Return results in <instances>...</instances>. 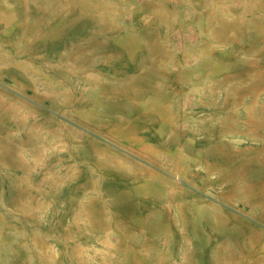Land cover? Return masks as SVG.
<instances>
[{
	"label": "rangeland",
	"instance_id": "374dc122",
	"mask_svg": "<svg viewBox=\"0 0 264 264\" xmlns=\"http://www.w3.org/2000/svg\"><path fill=\"white\" fill-rule=\"evenodd\" d=\"M0 75V264H264V0H0Z\"/></svg>",
	"mask_w": 264,
	"mask_h": 264
},
{
	"label": "crops",
	"instance_id": "0c3cea01",
	"mask_svg": "<svg viewBox=\"0 0 264 264\" xmlns=\"http://www.w3.org/2000/svg\"><path fill=\"white\" fill-rule=\"evenodd\" d=\"M50 1H55V0H50ZM4 74H6V73H4ZM8 77H10V76H8ZM3 81L7 82L6 86L3 85ZM0 87L2 89L8 90L6 92H2V91L0 92V103L2 102L4 104L3 106H1L3 108H7V109L10 108L8 104H10V102L13 101V99H12L13 94L18 93V94H22V95H28L27 90L15 78H6V77H3V75H0Z\"/></svg>",
	"mask_w": 264,
	"mask_h": 264
}]
</instances>
